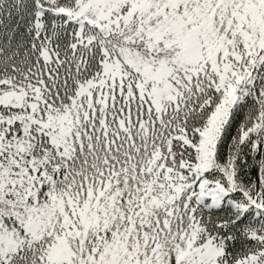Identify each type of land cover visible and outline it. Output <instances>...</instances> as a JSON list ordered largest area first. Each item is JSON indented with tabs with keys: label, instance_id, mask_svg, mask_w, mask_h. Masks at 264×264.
Returning a JSON list of instances; mask_svg holds the SVG:
<instances>
[{
	"label": "snow or ice",
	"instance_id": "obj_1",
	"mask_svg": "<svg viewBox=\"0 0 264 264\" xmlns=\"http://www.w3.org/2000/svg\"><path fill=\"white\" fill-rule=\"evenodd\" d=\"M0 264H264V0H0Z\"/></svg>",
	"mask_w": 264,
	"mask_h": 264
}]
</instances>
